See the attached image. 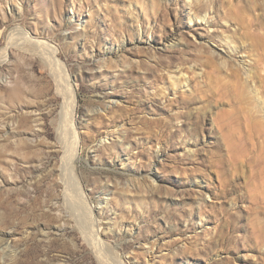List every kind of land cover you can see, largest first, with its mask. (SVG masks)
<instances>
[{
	"label": "rangeland",
	"instance_id": "rangeland-1",
	"mask_svg": "<svg viewBox=\"0 0 264 264\" xmlns=\"http://www.w3.org/2000/svg\"><path fill=\"white\" fill-rule=\"evenodd\" d=\"M18 26L77 89L81 188L45 51L13 48L0 264H104L87 206L125 264H264V0H0V50Z\"/></svg>",
	"mask_w": 264,
	"mask_h": 264
},
{
	"label": "bare ground",
	"instance_id": "bare-ground-1",
	"mask_svg": "<svg viewBox=\"0 0 264 264\" xmlns=\"http://www.w3.org/2000/svg\"><path fill=\"white\" fill-rule=\"evenodd\" d=\"M27 45L36 47L37 50H39V53L45 51L41 54L42 58L54 77L58 93L63 99L61 108L62 120L60 121V136L62 137V140L60 143L61 147L65 149V155H68V158H70L69 160L68 158L65 160L70 181L69 184L72 188H81L79 185L81 177L73 171L75 166L78 167V163L81 159V155L79 154L81 147V135L78 131V119L75 114L78 108V94L77 89L72 83L73 80L66 68V64H64L59 58L57 47L50 42L41 40L37 38V36L32 35L31 31L27 28L18 26L11 32L7 46L0 50V63L5 62L8 57H10L9 55L11 54V50L13 48L24 50ZM64 127L67 128L68 133L66 135L63 131ZM87 207L90 214H92L91 218L94 224L92 232H87L86 234V237L89 240L88 243L91 245L94 252L99 255L104 264H125L120 257V259L117 258V256L116 259L107 257L109 256V254H107V250L111 248V246H108L104 236L97 231L98 219L95 216L94 209L92 207L90 209L89 206ZM60 227L61 228L59 229H63V226Z\"/></svg>",
	"mask_w": 264,
	"mask_h": 264
}]
</instances>
